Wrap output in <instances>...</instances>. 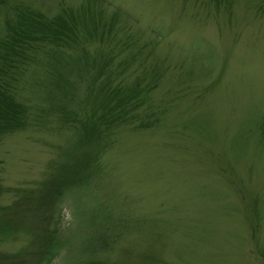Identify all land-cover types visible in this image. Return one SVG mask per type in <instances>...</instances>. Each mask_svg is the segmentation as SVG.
<instances>
[{"label": "rangeland", "instance_id": "rangeland-1", "mask_svg": "<svg viewBox=\"0 0 264 264\" xmlns=\"http://www.w3.org/2000/svg\"><path fill=\"white\" fill-rule=\"evenodd\" d=\"M55 17L71 28L58 46L34 24ZM0 66L24 107L0 135V207L94 155L59 199L50 264H264V0H0ZM104 83L120 91L106 107L136 94L95 145L77 123ZM26 241L3 233L0 253Z\"/></svg>", "mask_w": 264, "mask_h": 264}, {"label": "trees", "instance_id": "trees-1", "mask_svg": "<svg viewBox=\"0 0 264 264\" xmlns=\"http://www.w3.org/2000/svg\"><path fill=\"white\" fill-rule=\"evenodd\" d=\"M32 16L31 14H27ZM34 18V17H32ZM36 18V17H35ZM36 30L42 32L41 39L47 38L56 46L60 43H67L70 40L68 33H71L67 22L62 17H55L54 20L45 22H34ZM4 44V42H2ZM1 45L4 47V45ZM4 55H6L4 53ZM5 71L0 66V135L8 131L22 128L23 124V106L17 104L10 93L4 88L3 78ZM99 91L105 95L104 103L97 113L93 110L92 117L82 120L78 127L81 128L80 139L84 142H90L98 145L103 139L108 140V131L113 124L121 125L125 123L127 108L130 98L134 97L136 92L131 89L121 98H116L114 104H109L111 95H118V88H110L105 83L100 85ZM126 92V91H124ZM125 95V93H124ZM103 97V96H102ZM103 126L105 128L103 129ZM257 128L261 139L264 140V115L258 121ZM106 130V133L103 131ZM69 159V157H68ZM94 155L86 151L79 154L71 155L69 163H64L55 169L54 173L47 176V179L39 184V189L31 196L20 195L9 206L0 207V235L3 233L19 231L27 236V241L21 250L15 254H1L0 264H50L57 256L59 247L56 239L57 219L55 217L56 207L63 191L84 188L88 185L86 175H90L88 165L93 164ZM83 175V176H82ZM85 177V178H84ZM30 195V196H28ZM26 218V221L24 219ZM28 221V222H27ZM26 222V223H25ZM82 264H123L122 262L114 263L108 260L88 259ZM138 264H158L157 258L145 253L140 255Z\"/></svg>", "mask_w": 264, "mask_h": 264}]
</instances>
